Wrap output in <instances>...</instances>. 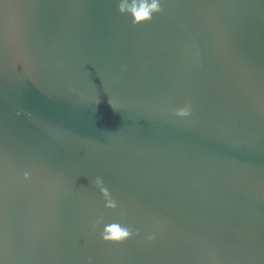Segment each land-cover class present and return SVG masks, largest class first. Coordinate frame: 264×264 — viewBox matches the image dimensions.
I'll use <instances>...</instances> for the list:
<instances>
[{
	"label": "water",
	"instance_id": "obj_1",
	"mask_svg": "<svg viewBox=\"0 0 264 264\" xmlns=\"http://www.w3.org/2000/svg\"><path fill=\"white\" fill-rule=\"evenodd\" d=\"M119 2L0 0V264H264V0Z\"/></svg>",
	"mask_w": 264,
	"mask_h": 264
},
{
	"label": "clouds",
	"instance_id": "obj_2",
	"mask_svg": "<svg viewBox=\"0 0 264 264\" xmlns=\"http://www.w3.org/2000/svg\"><path fill=\"white\" fill-rule=\"evenodd\" d=\"M117 10L122 16L126 15L131 18L133 27L150 23L154 15L163 12L161 0H120ZM176 114L184 117L189 115V110L187 108L179 109ZM24 179H29V173H24ZM94 184L106 202V209L115 210L117 203L104 185L102 178L97 177ZM133 235L134 233L129 227L120 223H110L104 227L101 238L109 244H121L132 238ZM148 239L151 241L153 237L149 236ZM88 264H91V261Z\"/></svg>",
	"mask_w": 264,
	"mask_h": 264
}]
</instances>
